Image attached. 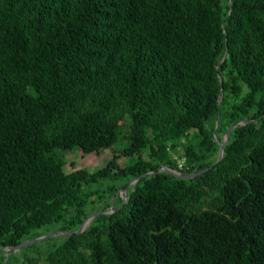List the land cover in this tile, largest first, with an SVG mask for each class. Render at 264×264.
Masks as SVG:
<instances>
[{
    "label": "trees",
    "instance_id": "16d2710c",
    "mask_svg": "<svg viewBox=\"0 0 264 264\" xmlns=\"http://www.w3.org/2000/svg\"><path fill=\"white\" fill-rule=\"evenodd\" d=\"M105 195L0 264H264V0H0V248Z\"/></svg>",
    "mask_w": 264,
    "mask_h": 264
},
{
    "label": "water",
    "instance_id": "95a60500",
    "mask_svg": "<svg viewBox=\"0 0 264 264\" xmlns=\"http://www.w3.org/2000/svg\"><path fill=\"white\" fill-rule=\"evenodd\" d=\"M223 60V58L221 59V61ZM242 124H245V122H241V121H237V122H234L233 124H231L228 129L226 130L223 138H222V141L218 143V154H217V159L216 161L208 166L207 168H204L194 174H191V175H181L173 170H170L164 166H161L159 167L158 169H156L155 171H152V172H147L141 176H138L134 179H132L131 181L127 182L126 184H124L120 190H119V193L121 195V199L123 200V203L125 202V199H126V195H125V191H126V187L128 185H132L134 184L138 179L142 178V177H145V176H148V175H151V174H155L157 172H164V173H167V174H170L172 176H175V177H178V178H185V179H190V178H193V177H196L202 173H204L205 171L209 170L210 168H212L215 164H217L221 157H222V153H223V147L225 145V143L227 142V139L229 137V134L231 132V130L236 127L237 125H242ZM218 125V120L215 121V124H214V129H213V132L211 134V138L214 140V137H213V133H214V130L216 129ZM113 209H109V210H104V211H99V212H94L92 214H89L86 218H84V220L81 222V224L77 227V229L73 232H66V231H53V232H50V233H47L43 236H39L37 238H34L32 240H28V241H24L20 244H17L15 246H7V247H2L0 248V250L3 252V255L4 256H7L8 254H10L11 252H17L19 251L21 248L27 246V245H30L32 243H36L38 241H41V240H44V239H47V238H51V237H71V236H74V235H77V234H80L84 231V229L89 225V223L91 222V220L99 215V214H102V213H109V212H112Z\"/></svg>",
    "mask_w": 264,
    "mask_h": 264
},
{
    "label": "rangeland",
    "instance_id": "374dc122",
    "mask_svg": "<svg viewBox=\"0 0 264 264\" xmlns=\"http://www.w3.org/2000/svg\"><path fill=\"white\" fill-rule=\"evenodd\" d=\"M110 156H111L110 151L108 150L101 152L98 155H95V154L81 155L80 152H75L73 154H66L65 155V159H66L65 169L69 171L72 168H75V169L86 168L87 170L92 171L95 168H100L104 166ZM126 161L127 160H125L123 157H120L118 159V164L122 166L124 163H126ZM180 162L182 161L178 160V163ZM118 197L121 199L120 193ZM101 202H107L108 204H110V210L113 209V207L117 206V200L115 196H112L109 198L107 195H105L103 199L101 200ZM59 240H60V237L56 236L55 238H52L49 242L45 240L38 241L40 242L38 245L40 246L41 251H47L49 249H52L54 246L58 245Z\"/></svg>",
    "mask_w": 264,
    "mask_h": 264
},
{
    "label": "built area",
    "instance_id": "2783aa9c",
    "mask_svg": "<svg viewBox=\"0 0 264 264\" xmlns=\"http://www.w3.org/2000/svg\"><path fill=\"white\" fill-rule=\"evenodd\" d=\"M179 164H181V162Z\"/></svg>",
    "mask_w": 264,
    "mask_h": 264
}]
</instances>
